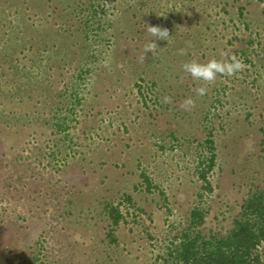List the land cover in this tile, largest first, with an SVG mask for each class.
Returning a JSON list of instances; mask_svg holds the SVG:
<instances>
[{"label": "rangeland", "instance_id": "obj_1", "mask_svg": "<svg viewBox=\"0 0 264 264\" xmlns=\"http://www.w3.org/2000/svg\"><path fill=\"white\" fill-rule=\"evenodd\" d=\"M147 24L170 36L142 61ZM225 51L246 67L195 96L181 65ZM258 193L264 0H0V264H175Z\"/></svg>", "mask_w": 264, "mask_h": 264}, {"label": "trees", "instance_id": "obj_2", "mask_svg": "<svg viewBox=\"0 0 264 264\" xmlns=\"http://www.w3.org/2000/svg\"><path fill=\"white\" fill-rule=\"evenodd\" d=\"M207 144L212 146L213 142L209 140ZM215 159L213 154L207 162L200 164V167H206L200 170V175L209 191L212 188L207 182V173L215 166ZM145 179L149 183V178ZM131 200L127 198V201ZM109 215L115 225L124 218L118 206L111 207ZM191 217L190 228L198 227L204 220L198 210L192 212ZM177 239L179 243L172 253L175 264H262L259 248L264 243V193L254 194L247 200L227 237L207 239L188 229Z\"/></svg>", "mask_w": 264, "mask_h": 264}, {"label": "clouds", "instance_id": "obj_3", "mask_svg": "<svg viewBox=\"0 0 264 264\" xmlns=\"http://www.w3.org/2000/svg\"><path fill=\"white\" fill-rule=\"evenodd\" d=\"M146 31L156 39L145 46V55L141 57L142 61L145 60L148 51L153 52L157 47L156 41L167 40L170 36L167 29H162L159 26L147 24ZM178 51L181 55H187L186 49H179ZM221 57L222 58L220 59L213 57L206 62H202L198 58L192 57L181 65L184 73L189 75L193 81L199 82L200 86L193 89L195 96L205 95L208 91V85L213 84L218 76L231 77L240 73L246 67L244 61L238 58L235 53L225 51L221 53ZM163 101L164 103H170L171 97L165 96ZM195 104V98L193 96H187L180 107L185 111H190Z\"/></svg>", "mask_w": 264, "mask_h": 264}]
</instances>
